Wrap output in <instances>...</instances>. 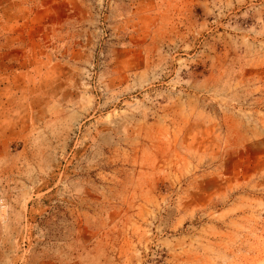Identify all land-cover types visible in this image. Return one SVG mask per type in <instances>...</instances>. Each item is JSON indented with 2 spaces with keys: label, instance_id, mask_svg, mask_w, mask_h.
Returning a JSON list of instances; mask_svg holds the SVG:
<instances>
[{
  "label": "rangeland",
  "instance_id": "1",
  "mask_svg": "<svg viewBox=\"0 0 264 264\" xmlns=\"http://www.w3.org/2000/svg\"><path fill=\"white\" fill-rule=\"evenodd\" d=\"M85 1L0 57V264H264V0Z\"/></svg>",
  "mask_w": 264,
  "mask_h": 264
},
{
  "label": "crops",
  "instance_id": "2",
  "mask_svg": "<svg viewBox=\"0 0 264 264\" xmlns=\"http://www.w3.org/2000/svg\"><path fill=\"white\" fill-rule=\"evenodd\" d=\"M84 16L85 0H0V57L16 55L21 80L32 79L27 66L38 72L34 80L50 79L61 65L67 27L81 29Z\"/></svg>",
  "mask_w": 264,
  "mask_h": 264
}]
</instances>
